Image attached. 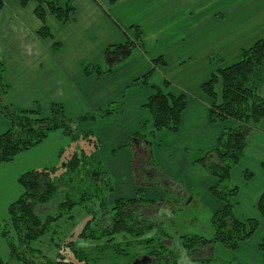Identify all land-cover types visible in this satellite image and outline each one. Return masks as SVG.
I'll use <instances>...</instances> for the list:
<instances>
[{
	"label": "crops",
	"instance_id": "crops-1",
	"mask_svg": "<svg viewBox=\"0 0 264 264\" xmlns=\"http://www.w3.org/2000/svg\"><path fill=\"white\" fill-rule=\"evenodd\" d=\"M212 1L214 3V0H205L207 3ZM240 1L243 15L239 21L243 22L241 19L244 17L252 28L244 34L240 29L236 34L229 31L218 37L214 33L202 32L200 23L213 24L217 15L223 16L227 11L231 12V17L236 16L234 7L222 12L218 8L217 11L210 9V20L201 16L209 11V5L202 0H116L114 4L108 0H75L74 12L65 24L46 15L45 24L52 36L48 40L38 36L41 23L34 16L36 3L33 0H5L0 9V61L4 67V83L8 87L5 104L14 111L40 110L44 117L49 116L53 105L62 106L76 133L89 135L92 144L97 145L87 158L91 164L101 166L111 180L110 204L114 200L135 197L130 165L133 154L122 146L138 134L142 122L149 121L144 104L152 93L150 86H160L167 80L170 93L186 96V107L178 133H160L158 136L163 139L171 135V140L158 152V165L168 178L181 180L184 187L179 195L184 199L197 186L203 193L201 201L213 214L222 207L209 192L216 182L192 168L193 160L187 159L183 151L192 145H196L198 150H207L199 149L204 148L201 139L205 135H213L208 145L215 148L224 129L230 127L228 124L231 122H226L212 128L209 122L210 101L200 88L212 74L211 55L222 52L226 56H240L241 49L249 44V38L252 37L254 43L264 36V0ZM131 27L141 31L145 55L135 54L110 74L85 76L86 67L101 64L108 46L125 42L122 32L132 37ZM240 35L243 47L237 40ZM230 39L234 40L233 47L224 48ZM202 46L216 50L208 51L200 58L201 67L196 68L197 72L193 74L197 85L192 92L187 88L190 86L188 78L192 76L189 70L196 67L193 63L195 58L191 57L198 55L196 51ZM158 57H163L166 65L155 68L152 75L155 77L150 79L149 87L132 86L134 80L152 69L151 61ZM114 102H118L119 107L113 115L96 122L77 123L80 117L104 110ZM8 128L7 121L0 114V134ZM198 138L199 144L196 142ZM81 141H84L82 137L72 143L61 132H55L38 146L17 155L12 162L0 165L1 223L7 220L8 206L22 193L18 177L32 170L57 169L74 151L84 153L83 149L79 150ZM151 148L155 157L157 150L153 146ZM246 173L251 175L249 180L245 179ZM229 183L238 189V196L232 201L233 215L241 221L257 220L258 229L234 251L214 245L196 251L199 254L196 258H190L180 243L186 264H210L212 260L221 264H264L263 255L258 250L264 237V219L256 210L258 197L264 192V120L244 157L232 170ZM165 194L158 187L143 189L144 200L157 204L165 201ZM0 247L8 255L1 235ZM1 254L3 256V252Z\"/></svg>",
	"mask_w": 264,
	"mask_h": 264
},
{
	"label": "trees",
	"instance_id": "trees-1",
	"mask_svg": "<svg viewBox=\"0 0 264 264\" xmlns=\"http://www.w3.org/2000/svg\"><path fill=\"white\" fill-rule=\"evenodd\" d=\"M4 1L0 0V9ZM33 1L36 3L34 16L41 23L38 36L51 40L52 36L45 24L46 15L52 16L60 24H65L74 12L75 0ZM115 1L108 0L110 4H114ZM22 4H25V1H22ZM130 30L132 37L122 32L125 42L121 45L108 46L101 64L86 67L85 76L100 77L112 73L116 67L130 59L134 51L145 55L141 31L137 27H131ZM151 63L152 69L134 80L132 86L149 87V79L155 68L166 65L163 57H158ZM3 73L4 67L0 61V114L9 125L8 130L0 134V165L12 162L17 155L38 146L55 132H61L72 143L82 137L84 141L93 145V148H97L95 143L92 144L89 135L79 136L76 133L73 123L66 117L60 105H53L48 117H44L40 110H12L4 101L8 87L4 83ZM216 86L220 87V95L216 92ZM260 86L264 87V37L251 47L243 49L237 63L217 68L200 88L210 101L209 122L211 124L231 122L232 126L224 129L213 150L195 162L203 174L216 182L209 192L222 207L210 217L212 230L210 238L187 234L178 236L181 248L188 255L214 245H221L234 251L241 243L249 240L258 229L257 220L241 221L233 215L232 201L238 196V189L231 187L229 182L232 170L244 157L253 137L258 133L259 124L264 120V97L258 94ZM150 88L152 93L144 104L149 113L150 133L160 131L177 133L186 107V96L170 93V83L167 80L160 86ZM115 112L116 110L107 108L82 116L77 121L96 122ZM145 125L143 124V128ZM148 143L144 142L142 137L134 135L122 146L133 154L131 171L135 197L131 200L118 199L109 204L108 197L113 192L111 180L104 169L91 164L83 152L74 151L57 169L32 170L20 175L17 182L22 193L8 206L7 220L0 225V235L8 249L7 262L0 258V264H94L92 254L74 248H71V254L75 262L65 260L62 255H59L55 262H51L32 244L49 231L52 223L60 219L62 210L77 205L86 208V204L96 200L101 214L100 220L96 222L97 228L89 229V223L93 221L90 219L79 237L92 241L106 239L107 244L104 246L111 252L117 254L122 252L117 244L112 243L116 236L126 235L137 239L143 237L146 231L159 227L160 224L152 222L153 218L147 211H155L156 207H153L156 205L161 217H167L169 213L162 212L155 202L142 199L143 189L158 187L159 184L158 178L150 173L146 178L139 174L143 162L148 165L151 163L153 166L151 146ZM154 170L159 172L156 167ZM250 178L251 175L246 173L245 179ZM163 184L167 186L164 189L167 194L174 193L168 182L164 181ZM175 191L180 193L182 190L178 188ZM256 210L264 219V192L258 197ZM88 213L93 214L91 210H88ZM159 239L161 240L157 243L153 238H142L137 241L148 249L143 256L149 258V264H177L172 248L161 242L170 241L169 235L162 232ZM258 250L264 258V237L258 245Z\"/></svg>",
	"mask_w": 264,
	"mask_h": 264
},
{
	"label": "rangeland",
	"instance_id": "rangeland-1",
	"mask_svg": "<svg viewBox=\"0 0 264 264\" xmlns=\"http://www.w3.org/2000/svg\"><path fill=\"white\" fill-rule=\"evenodd\" d=\"M202 2L206 5H209V11H207L203 15L201 14L202 18L203 17L210 18L211 10L215 9V11H217V8L220 9L219 10L220 12H222V10H228L230 7H234V9L233 8L232 9L237 14L236 16L232 15L231 17L230 15L231 12L227 11L224 13L223 16L217 15L216 16L217 20L213 24H209L207 22L202 21V23H200L202 26V32L206 31L208 33H214L219 37L223 33L229 31H232L234 34H236L240 29H241L240 33L244 34L245 31H248V28H252V25H250V23H247L244 17L241 19V21L244 20L243 22L239 21V18L242 17L243 15L240 7L242 2L240 0H232V4L230 3V0H214V3L213 1L211 3H207L205 2V0H202ZM250 15L252 16L251 12ZM241 39H242V35H240V37H238L237 40L240 43L241 47H243V43H242L243 39L242 41ZM232 41L234 40L230 39L227 42V44H225L224 48H228V49H230V47L232 48L233 47ZM248 43L249 44L246 46V48L243 49H247L254 44L252 41V37L248 39ZM223 44L224 42L221 43V46ZM243 49H241V51ZM211 50L215 51L216 49L210 48L209 46L207 47L202 46V48L200 47L196 51L198 55L195 54V56L191 57L193 59L195 58V60H193V63L196 67L191 68L189 70V73L192 74V76L188 78L190 79L189 81L190 86H187V88L192 92H195L193 88L197 85L196 84L197 80L194 78L193 74L197 72L196 68L201 67L199 60L201 57L206 55L208 51ZM241 51H240V56H236V54L234 56H229L230 54L226 56V53L223 54L222 52H217L218 54L211 55L209 59L210 68L212 69L211 73L213 74L217 68H225L237 63L240 60ZM135 54L138 55V52L134 51L131 57H133ZM152 75L150 79L152 78L154 80L155 75L153 77ZM174 77H176V79H181V77L178 76H174ZM150 79H149V83L152 80ZM188 79H186L185 81H187ZM216 92L220 95L219 86H216ZM258 94L264 97L263 86L259 87ZM118 107H119V103L114 102L109 104L104 109L109 108L112 110H116ZM87 122H91V121H87ZM77 123H84V122H77ZM143 124H146L145 128H143ZM219 124L220 123L211 124V125L212 128H216L213 126ZM229 125L230 127L232 126L231 123L228 124V126ZM150 131L151 128L149 126L148 121L147 122L144 121L141 123L140 130L137 135L139 137H142L144 139V142H149L148 144L150 146H153V149L155 147L157 153L155 154V157L152 155L151 162H153V166H151V163H149L148 165L147 163L143 162L139 174L143 178H146V175L150 173L153 177L158 178L159 180L158 188L162 189L163 191L167 187L166 184H163L164 181L168 182L169 185H171L172 190L174 192V193L170 192L169 194H165L166 195L165 201L163 200L158 202L159 208L163 210L162 212L165 213L168 212L169 216L161 217L159 211H157L156 205L153 207V208L156 207L155 211H147L149 216L153 218L151 219L152 222L159 223L160 224L159 227H157L156 229L154 228L150 231H146L143 237L141 238L137 237V239L136 238L134 239L126 235L116 236L112 243L117 244L118 248L121 249L122 252L118 254L115 252H111L109 249H106L104 246L107 244L106 239L104 240L98 239L96 241H92L89 238L83 239L79 237V234L83 231V229L88 224V221L90 219H93V221L89 223V229L95 230L97 228L96 222L100 220L101 214H100V209L98 208V201L96 200L90 204H86L85 206L86 208H83L81 205H77L74 207L67 208L66 210H62L60 219H58L55 223H52L48 229L49 231L46 232L44 236L41 237L37 242L33 243L32 246L39 249L43 253V255H45L46 258L51 262H55L59 255H62L65 260H70L75 262V260L73 259V255L71 254V248H74V249L86 250L87 253L92 254L91 258L94 259L95 261L94 264H134L136 261H140L141 258L143 257V254L148 250L147 248L144 247V244L142 245L137 241L142 238L143 239L153 238V240H155L157 243L160 242L159 240H161L159 239L161 233L165 232L169 235V237L171 238L169 240L171 241L162 240L161 242H164V245L167 246L168 248H172L176 261L179 260L178 264H186L187 259L186 257H184V254L182 253V249L180 248L178 235L187 234V235L200 236L203 238H209L212 235V230L210 226V217L212 214L210 210H208L207 205H205L201 201V196L203 193L198 190L197 186H195L194 190L190 192L191 194L188 196L187 199H184L182 195H179L178 191L177 192L175 191L177 187L180 188L181 190L184 187V185H182L181 183V180L178 181L176 180L175 177L168 178L166 174L164 175V173L161 171L160 166L158 165L159 163L158 152L159 150H161L163 144H166L171 140L170 139L171 135L167 134L169 137L165 136V138L162 139V138H158L160 133L166 135V133L169 132L160 131L151 134ZM212 139H213V135L202 136L201 140L202 143L205 145L203 146L204 148H199V149H207V150H198L196 145H192L183 151V154L187 159L193 160L191 163V167L195 168L196 171H200V169L195 162L200 158H202L207 152L211 151L212 147H209L208 144L212 141ZM196 142L197 143L200 142V139L198 138ZM78 145H79V150L83 149L86 155H90L89 152L92 149H94L93 145H89V143L86 140L83 142L81 141ZM71 150H74L73 147ZM154 167H156V169H158L159 172H157V170H154ZM154 173L156 175H154ZM200 173L203 175L201 171ZM156 187L157 186H154L153 188ZM110 197L111 196H109L108 198L112 199ZM191 197L193 198V200H190ZM142 199L144 200L143 190H142ZM164 203L168 206L166 205L161 206V204ZM88 210H91L93 214L92 215L89 214ZM152 214L155 215L152 216ZM1 222L2 220H0V225ZM96 249H98L99 251H94ZM2 252H3V256H1ZM5 252L6 251H4V248L2 249V247H0V257L3 262H7V258H8V255L5 254ZM198 255L199 254H197L196 252L194 253L192 252L189 256L190 258H196L198 257ZM210 264H221V263H219L216 260H212Z\"/></svg>",
	"mask_w": 264,
	"mask_h": 264
},
{
	"label": "flooded vegetation",
	"instance_id": "flooded-vegetation-1",
	"mask_svg": "<svg viewBox=\"0 0 264 264\" xmlns=\"http://www.w3.org/2000/svg\"><path fill=\"white\" fill-rule=\"evenodd\" d=\"M150 263V260L148 257L146 256H143L140 260V262H138L137 264H149Z\"/></svg>",
	"mask_w": 264,
	"mask_h": 264
},
{
	"label": "water",
	"instance_id": "water-1",
	"mask_svg": "<svg viewBox=\"0 0 264 264\" xmlns=\"http://www.w3.org/2000/svg\"><path fill=\"white\" fill-rule=\"evenodd\" d=\"M138 262H140V261H136L134 264H137Z\"/></svg>",
	"mask_w": 264,
	"mask_h": 264
}]
</instances>
